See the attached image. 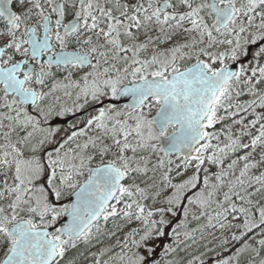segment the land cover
<instances>
[{
  "label": "snow or ice",
  "instance_id": "1",
  "mask_svg": "<svg viewBox=\"0 0 264 264\" xmlns=\"http://www.w3.org/2000/svg\"><path fill=\"white\" fill-rule=\"evenodd\" d=\"M102 236L91 264H264V0H0V264Z\"/></svg>",
  "mask_w": 264,
  "mask_h": 264
},
{
  "label": "trees",
  "instance_id": "2",
  "mask_svg": "<svg viewBox=\"0 0 264 264\" xmlns=\"http://www.w3.org/2000/svg\"><path fill=\"white\" fill-rule=\"evenodd\" d=\"M247 97H249V96L245 95L241 99H245ZM114 224H115L114 221H109L107 223L106 227H105L106 228L105 230H109V229L111 230L112 227H114ZM191 225H192V227H196V226L198 227V224L195 221ZM208 231H211V229H208V230H206L203 233V235L205 236V239L204 240H201L200 239L201 232L198 231V232H196L194 234V238L196 240V243H193L192 240H187V241H185L184 244H181L180 245L179 254H178V256L176 258L177 259H181V258L188 259V258H190V256L192 254H197V253L203 251L204 250V247H203L204 241H211L212 240V236H209L207 234ZM93 241H95V240H93ZM91 243L93 244V242H91ZM92 244H81V245H77V247L75 249H71L70 253L68 252V254L66 255V259L67 258L69 259L71 257H74L75 255H78V254H83L84 251L86 252V250H88V248L93 247ZM185 244L190 245V247H188L187 249H185ZM210 246H212V244H210ZM191 247H194V248L191 249Z\"/></svg>",
  "mask_w": 264,
  "mask_h": 264
},
{
  "label": "rangeland",
  "instance_id": "3",
  "mask_svg": "<svg viewBox=\"0 0 264 264\" xmlns=\"http://www.w3.org/2000/svg\"><path fill=\"white\" fill-rule=\"evenodd\" d=\"M246 99H251V97H247V98H245V99H243V100H246ZM178 215V218L179 219H183V214H182V212L181 213H178L177 214ZM111 221V220H110ZM118 222V221H117ZM117 222H115V223H117ZM194 221H192L191 223H190V225H189V227L190 228H197V226L196 227H192V223H193ZM200 223H204V221H200ZM130 227H135V224H133V225H129L128 226V228H130ZM114 227H112V229H113ZM128 228H125L124 229V231H127L128 230ZM106 229V228H105ZM111 229V230H112ZM110 230V229H109ZM105 231H107V230H105ZM123 233H118V237L119 236H121ZM216 235H219V233H216ZM181 239H183V237L181 238ZM171 240V236H169L168 237V239H166L165 241H164V243H168L169 241ZM101 241H102V243H100V244H97L96 243V241H92L93 242V247H90V248H88V250H86V252L84 251V253L83 254H78V255H75L74 257H71V258H67L66 260H70V259H73V258H78L77 259V264H91V260H92V257H91V253L92 252H96V251H98L101 247H105V246H109V245H113V244H115V241H116V237H114V238H108V237H104V236H102L101 237ZM208 241H204V244L205 243H207ZM81 244H85V243H83V242H80V243H78V245H81ZM203 244V245H204ZM195 247V246H194ZM194 247H191V249L192 248H194ZM209 247H213V245L212 246H210V244H209ZM190 249V248H189ZM116 251H118V249H115ZM205 250V249H204ZM203 250V251H204ZM70 251H71V249L68 251L69 253H70ZM217 251H219V249L217 250ZM68 252H67V254H68ZM197 254H199V253H197ZM228 253H224V255H227ZM190 258H191V256H190ZM190 258H188V259H190ZM185 262H186V260L187 259H183Z\"/></svg>",
  "mask_w": 264,
  "mask_h": 264
}]
</instances>
